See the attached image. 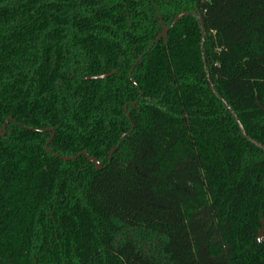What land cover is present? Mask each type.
Segmentation results:
<instances>
[{
  "label": "trees",
  "instance_id": "trees-1",
  "mask_svg": "<svg viewBox=\"0 0 264 264\" xmlns=\"http://www.w3.org/2000/svg\"><path fill=\"white\" fill-rule=\"evenodd\" d=\"M225 103L264 146V0H0V264H264Z\"/></svg>",
  "mask_w": 264,
  "mask_h": 264
},
{
  "label": "water",
  "instance_id": "water-1",
  "mask_svg": "<svg viewBox=\"0 0 264 264\" xmlns=\"http://www.w3.org/2000/svg\"><path fill=\"white\" fill-rule=\"evenodd\" d=\"M186 15H187V13H183V14H181L180 16H178V17L174 20V22L172 23V25H171L169 28L165 29V30H164V31L158 36V38L156 39V42L159 41L161 38H163V37L169 32V30H170V29H171V28H172V27L178 22V20H179L180 18H182V17H184V16H186ZM193 15L196 16V18L198 19V21H199V23H200V25H201V34H202L201 52H202V57H203V64H204L205 70H206V72H207V77H208V81H209L210 87H211V89L215 92V90H214V86H213L212 83H211V80H210V77H209V74H208V71H207L206 58H205V53H204L205 27H204V24H203V20H202V17H201L199 14H193ZM151 48H152V46H151ZM151 48H150V49H151ZM132 82L134 83V81H132ZM134 84H135V83H134ZM215 94L219 97V95H218L216 92H215ZM132 105L135 106L136 104H132ZM225 105L227 106V108H228V110L230 111L231 115H232V116L234 117V119L236 120L237 125H238V127H239V129H240L241 135H242L246 140H248L249 142H251L252 144H254L257 148H259V149H261L262 151H264V146H262L261 144H259V143L255 142V141L251 140V139L248 137V135H247V133H246L244 127L242 126L241 122H240L239 119L236 117V115L234 114V112H233V111L231 110V108L227 105V103H225ZM125 110L127 111V107L125 108ZM128 116H129V115H128ZM11 120H12V118H9V119H8V121H11ZM8 121H7V124H8ZM132 130H133V128H132ZM45 132H51V133H52V137H51V139L54 137V134H55L54 130L49 129V130H46V131H40V133H45ZM0 134L5 135V132L2 133V128H1V126H0ZM126 136H127V135H124V136L121 138L120 143L122 142L123 138H125ZM47 148H48V145H47ZM115 151H116V150L114 149V150L111 152V155H112ZM82 155H84V156H85V157H86L91 163H93V164H97V168H98L99 170L102 169L101 163H100L99 161L95 160V159H91V158H89V156H88V154H87L86 152L79 154L76 158H79V157H81ZM76 158H62V160L65 161V162H70V161L75 160Z\"/></svg>",
  "mask_w": 264,
  "mask_h": 264
},
{
  "label": "rangeland",
  "instance_id": "rangeland-1",
  "mask_svg": "<svg viewBox=\"0 0 264 264\" xmlns=\"http://www.w3.org/2000/svg\"><path fill=\"white\" fill-rule=\"evenodd\" d=\"M260 236L264 237V232L263 231L260 232Z\"/></svg>",
  "mask_w": 264,
  "mask_h": 264
}]
</instances>
